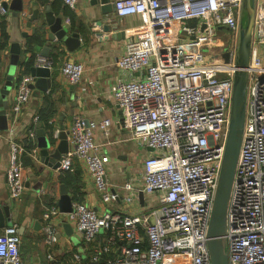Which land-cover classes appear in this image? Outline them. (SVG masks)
Instances as JSON below:
<instances>
[{
  "label": "built area",
  "instance_id": "2783aa9c",
  "mask_svg": "<svg viewBox=\"0 0 264 264\" xmlns=\"http://www.w3.org/2000/svg\"><path fill=\"white\" fill-rule=\"evenodd\" d=\"M61 1L70 9L77 2ZM8 2L0 0L2 17ZM112 8L118 19L142 21L116 61L119 74L111 86L129 139L149 150L141 183L127 181L116 190L107 182L93 131L106 133L109 119L96 124L76 115L66 133L73 149L61 156L57 169H69L76 159L104 204L121 200L131 208L139 203V194L148 204L142 206L144 214L129 209L97 213L78 202L66 213L45 207L44 242L48 247L56 243L58 229L52 221L64 217L87 246L105 235L90 253L92 264L110 252L115 256L102 264H211L207 229L229 127L242 0H113ZM34 62L36 67H53L41 55ZM247 71L242 138L226 212L228 264H264V0H254ZM60 74L78 85L83 66L63 61ZM33 83L30 74L18 77L13 118L27 105ZM38 125L35 116L27 142L34 143ZM57 134L54 130L51 136ZM26 151L23 143L9 144L6 181L13 200L25 188L21 155ZM20 247L17 227H4L0 264H25ZM82 257L78 251L72 260L82 264ZM47 259H55L54 253Z\"/></svg>",
  "mask_w": 264,
  "mask_h": 264
},
{
  "label": "crops",
  "instance_id": "0c3cea01",
  "mask_svg": "<svg viewBox=\"0 0 264 264\" xmlns=\"http://www.w3.org/2000/svg\"><path fill=\"white\" fill-rule=\"evenodd\" d=\"M43 1L10 0L6 6V15L0 16V23H5L9 33L13 15L16 13L18 29L27 33L21 44V54L15 68L12 69L9 63L10 43L0 52V89L6 81L9 82L7 76H12L8 94L0 95V101L7 105V128H0V209L6 207L8 211V215L3 214L4 226L0 225V232L10 225L17 227L25 264H63V256L73 255L78 251L83 252V262V259H89L94 248L103 244L105 235L99 234L87 246L73 224L67 223L64 217H59L52 221L58 229L57 241L52 247H48L44 242L46 221L42 217L45 207L59 208L61 198L67 196L71 203H84L97 213L129 209L144 214L142 206L148 203L143 199L142 203L139 201L135 204L136 207L131 208L123 205L121 200L104 204L82 163L74 159L70 168L62 171L57 169L58 166L49 167L40 161L36 131L42 129L47 137L51 136V132L48 134L42 126V123L49 124L51 131H58L59 137L61 134L66 135L76 115L96 124L103 119H109L110 126L106 133L98 128L93 131V140L99 145L98 154L105 165L106 180L116 190L127 181L140 185L142 161L149 154V150L129 139L128 131L123 127L121 109L111 96V86L119 74L116 61L124 52L127 40L133 37L131 32L139 27L142 21L138 17H115L113 10L105 9L112 5L113 0H96L94 4L91 0H77L74 9L64 5L61 0H49L50 11L54 17L61 18L67 35L78 34V45L69 50L62 40L53 39L54 34L50 26L45 25L43 20L38 19L32 22L29 28L26 27L32 8L37 7L40 12H44ZM34 40H39L40 43ZM37 55L53 62L50 69V86L45 92L34 88L27 105L13 118L10 108L15 97L18 77L22 73L31 75L30 69L36 67L34 61ZM63 61L82 64L83 74L78 85L69 84L60 74ZM35 116L39 117L35 141L31 148H26L27 151L21 155L25 188L21 198L13 200L9 196L6 181L9 144L28 143L26 131L32 126ZM58 143L59 140L56 144ZM67 144V151L72 150L73 146ZM31 151L37 154L36 159L32 157ZM65 224L70 225V230L63 227ZM140 233L143 234L141 229ZM48 253H54V258H57L47 259ZM114 256V252L104 253L99 263Z\"/></svg>",
  "mask_w": 264,
  "mask_h": 264
},
{
  "label": "water",
  "instance_id": "95a60500",
  "mask_svg": "<svg viewBox=\"0 0 264 264\" xmlns=\"http://www.w3.org/2000/svg\"><path fill=\"white\" fill-rule=\"evenodd\" d=\"M95 1L96 0H91V3L94 4ZM48 2L49 0L43 1L45 4L44 12H40L37 7L31 9L26 27L29 28L32 22L41 19L44 21L45 25L50 26L52 34H54L53 39L56 38L62 40L69 50H73L79 43L78 34L72 33L70 36L67 35V30L62 27L61 18L54 17L50 11ZM108 8L113 10L112 5H110V7H105V9ZM253 14L254 0H242V9L239 19V42L236 56V69L234 71L229 127L207 229V247L211 264H228V257L225 250L226 212L242 138L245 91L248 77L247 69L253 38ZM26 36L27 33L20 32L17 27V14L15 13L13 15L11 29L8 33V40L10 43L9 63L12 69L15 68L19 60L21 44ZM223 58L224 61L227 62L226 54L223 55ZM10 73H12V70ZM30 73L31 76L34 77V83L30 85L31 90L36 88L43 92L47 91L50 86V69L42 66L33 67L30 69ZM7 80H9V82L6 81L3 88L0 89V95L8 94L12 76L8 75ZM6 109L7 105L0 101V128L2 129L7 128ZM36 136L40 161L49 167H57L61 156L68 150L66 135L61 134L57 138H53L52 136L47 137L42 129H37ZM58 140L59 143L57 145L56 143ZM139 200L142 203V194H139ZM59 210L64 213L71 210V200L69 197L64 196L61 198L59 202ZM3 214L8 215L6 207L0 209V225L4 220ZM1 226L3 227L4 223ZM63 227L70 230V225L68 224H65Z\"/></svg>",
  "mask_w": 264,
  "mask_h": 264
},
{
  "label": "trees",
  "instance_id": "16d2710c",
  "mask_svg": "<svg viewBox=\"0 0 264 264\" xmlns=\"http://www.w3.org/2000/svg\"><path fill=\"white\" fill-rule=\"evenodd\" d=\"M38 38H40V36H38ZM35 42H37L38 41V43H40L39 42V40H34ZM8 44H9V40H8V33H7V31H6V25H5V23L4 22H2V23H0V52L1 51H3L7 46H8ZM22 74H26V73H22ZM41 122V121H40ZM41 126V125H40ZM42 126L45 128V130H46V132L49 134L50 132V134H52V132L53 131H51L52 130V128H51V126L49 125V124H43L42 123ZM31 146H32V143L29 141L28 143H26V145H25V147L27 148V149H30L31 148ZM67 182V181H66ZM68 185H69V183H68ZM79 203V202H78ZM57 258V257H56ZM55 258V259H56ZM84 261L82 262V264H92L90 261H89V259H83ZM57 263V262H56ZM63 264H76V263H74L73 262V260H72V255H69V256H67V255H65V256H63ZM100 264V263H99ZM102 264V263H101Z\"/></svg>",
  "mask_w": 264,
  "mask_h": 264
}]
</instances>
